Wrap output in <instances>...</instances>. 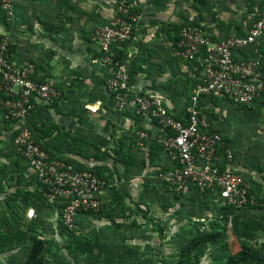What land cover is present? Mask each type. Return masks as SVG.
Returning <instances> with one entry per match:
<instances>
[{
	"label": "built area",
	"instance_id": "1",
	"mask_svg": "<svg viewBox=\"0 0 264 264\" xmlns=\"http://www.w3.org/2000/svg\"><path fill=\"white\" fill-rule=\"evenodd\" d=\"M14 1L0 0L2 27L7 28L13 20ZM138 7L137 0H120L113 16L95 27L90 37V61L105 77L107 103L114 111L130 112L157 128L152 136L142 124L136 138L141 142L152 139L166 154L172 168L155 172L156 181L165 184L166 191L172 195L206 193L215 205H231L239 211L249 203L245 175L233 167V152L224 134L213 128L204 103L218 99L251 108L264 102V4L254 9L255 19L243 35L214 42L201 25L180 28L177 40L170 45L171 57L186 63L196 61L203 68L184 116L173 112L163 97L137 92L130 61L117 58L116 50H126L124 47L135 40L141 17ZM11 45L8 36L0 34V113L5 123L13 125V146L51 205L70 202L64 208L70 220L79 205L99 211L110 186L108 180L91 164L79 166L44 148L28 122L42 106H65L75 77L63 84L37 80L36 64L13 59ZM87 109L97 113L100 108ZM232 219L228 216L227 221L232 223Z\"/></svg>",
	"mask_w": 264,
	"mask_h": 264
},
{
	"label": "crops",
	"instance_id": "2",
	"mask_svg": "<svg viewBox=\"0 0 264 264\" xmlns=\"http://www.w3.org/2000/svg\"><path fill=\"white\" fill-rule=\"evenodd\" d=\"M115 1L15 0L13 20L7 28L0 25V34L10 36L15 44L13 59L36 61L37 77L62 84L75 77L74 88H69V95L65 97V106L57 108L60 111L50 108L43 112L41 117L45 120L38 118V121L49 122L53 135L58 131L62 133L61 137L52 135L42 140L51 152L79 166L146 169L151 179L156 169H171L172 165L152 139L138 141L136 130L145 125L154 136L157 128L130 112L118 113L106 106L109 95L105 77L89 59L93 48L89 40L91 32L113 16ZM259 1L139 0L141 17L137 28L145 50L130 59L135 71L131 77L133 87L141 94L163 97L173 112L184 116L203 68L196 61L186 63L171 57L170 45L177 32L183 24L192 23L201 25L214 42L243 35L252 22V3ZM262 49L264 53V37ZM131 51L134 53L135 48ZM204 104L213 128L224 134L233 152V167L245 175L247 172L246 178L251 174L259 175L257 170L264 169V102L251 108L218 99ZM97 105L100 108L97 113L87 109V106ZM70 134L80 139L73 152L65 150ZM83 140L101 146L108 154L95 148L87 152L85 143L80 144ZM150 181L156 182V177ZM163 191L173 196L166 189ZM212 204L216 211L218 206Z\"/></svg>",
	"mask_w": 264,
	"mask_h": 264
},
{
	"label": "rangeland",
	"instance_id": "3",
	"mask_svg": "<svg viewBox=\"0 0 264 264\" xmlns=\"http://www.w3.org/2000/svg\"><path fill=\"white\" fill-rule=\"evenodd\" d=\"M119 1L113 2L115 7ZM252 4L254 11L264 0ZM250 16L253 21L255 15ZM139 34L137 30L135 40L124 47L128 61L145 50ZM9 127L0 113V264H23L36 237L44 241L42 264H228L242 244L264 255V169L257 170L256 177L247 176L257 205L235 225L213 209L209 198L189 203L164 194L146 169H105L111 186L99 211L79 205L70 220L64 212L70 202L40 208L42 200L36 184L29 181L33 180L29 169L18 176L8 153ZM68 140L65 150L73 152L80 139L70 134ZM86 142L80 144L85 143L87 152L95 148L108 154ZM17 231L25 236L16 238ZM12 236L16 237L9 241Z\"/></svg>",
	"mask_w": 264,
	"mask_h": 264
},
{
	"label": "trees",
	"instance_id": "4",
	"mask_svg": "<svg viewBox=\"0 0 264 264\" xmlns=\"http://www.w3.org/2000/svg\"><path fill=\"white\" fill-rule=\"evenodd\" d=\"M178 38V32L176 34V37H175V41L177 40ZM90 40V39H89ZM15 44L12 43L11 45V53L14 54L15 52ZM116 55H117V58H123V59H127V52L126 50H122V49H119V50H116ZM35 64L37 65L36 61H35ZM134 65L133 63H130V74H131V77H133L135 71H133V68ZM37 80H40V81H45L47 78L46 77H35ZM106 106L107 107H111L108 103H106ZM55 109L56 111L58 110L57 107H51V106H42L39 108L38 111H36L35 113H33L31 115V117L28 119V122L29 124L36 130V131H39L41 132L40 135H37V139L38 141L42 144V146L46 149H49L48 146L42 142V140H44L46 137H50L53 135V132H52V128L50 126L46 127V121H38V118L42 116L43 112H46L48 111V109ZM60 111V110H58ZM9 126H11V128L9 127V141L11 143V147L8 151L9 153V157L12 158V161H13V164L17 165V169H18V172L17 174H19L18 176L21 175V177L23 176V174H25L26 170L28 169L26 163L23 161V159H21L20 155L18 154V152L16 151L15 147L13 146V134H14V131H13V127L11 125V123H5ZM62 133L59 132L56 136H54L55 138L57 137H61ZM50 150V149H49ZM95 162V161H94ZM95 165V164H94ZM81 166V165H80ZM101 175H103L107 180H108V184L111 186L110 184V180L106 177L105 175V169H96ZM130 170V169H129ZM129 170L127 169L126 171L129 172ZM245 175V174H244ZM33 176V180H29L30 182L32 181V184H39L38 181H37V178L35 175H32ZM245 179L246 178V175H245ZM116 181V180H115ZM158 185L164 187L166 186L165 184L159 182V181H156ZM246 184H247V180H246ZM113 185H116V182L113 183ZM109 186V187H110ZM38 187V186H37ZM251 187H248V191H249V203L246 207H243L242 209H240L239 211H235V208L233 206H228V205H219L218 206V209L216 210V212L222 214L223 217H225L226 219L228 218V216H231L233 217L232 219V223H236L237 220H239L240 217L242 216H246L245 214L251 210L252 208H254L256 205L254 203V201L256 200L254 197V195H252V192H251ZM38 192V195L40 197V199L42 200L41 201V204H40V208H50L52 207L53 205H51L48 200L45 198V196L43 195V192L41 190H37ZM169 193V192H168ZM187 196H191L190 198L187 197ZM209 197L208 194L206 193H202V192H195L194 194H191V195H173L172 198H176L178 201H182V202H194L195 200L199 199V198H202L203 199V202L204 199H207ZM211 202L213 203V200L212 198H210ZM213 205V204H212ZM246 223V222H245ZM233 228H235L233 226ZM236 231V230H235ZM238 234V233H237ZM245 235L247 233H244ZM25 234L24 233H21L20 231H17V237L16 236H12V237H8V240L9 241H13L14 238H22L24 237ZM244 235H241V237H243ZM7 240V241H8ZM44 249V241L40 238H34L33 240V243H32V247H31V250L29 251L25 261L23 264H42L43 263V256H42V251ZM228 264H264V255L257 249L251 247L250 245L248 244H242L241 247H240V250H238L232 257H230L228 259Z\"/></svg>",
	"mask_w": 264,
	"mask_h": 264
}]
</instances>
